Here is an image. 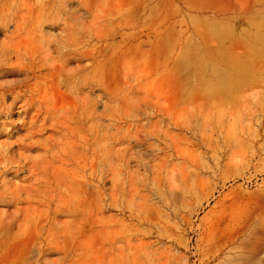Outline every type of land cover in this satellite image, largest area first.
I'll list each match as a JSON object with an SVG mask.
<instances>
[{
	"label": "rangeland",
	"instance_id": "1",
	"mask_svg": "<svg viewBox=\"0 0 264 264\" xmlns=\"http://www.w3.org/2000/svg\"><path fill=\"white\" fill-rule=\"evenodd\" d=\"M0 43L43 120L3 114L0 264H264V0H0Z\"/></svg>",
	"mask_w": 264,
	"mask_h": 264
},
{
	"label": "bare ground",
	"instance_id": "2",
	"mask_svg": "<svg viewBox=\"0 0 264 264\" xmlns=\"http://www.w3.org/2000/svg\"><path fill=\"white\" fill-rule=\"evenodd\" d=\"M42 10V9H41ZM44 10V8H43ZM50 11V10H49ZM42 14V13H41ZM47 15H48V12H47ZM21 18V17H20ZM15 20V19H14ZM21 20V19H20ZM17 22V21H16ZM17 26V25H16ZM73 37V36H72ZM40 38L41 39H46L47 41H51V38L49 37V33L45 34L43 32H41V35H40ZM26 39V38H25ZM85 39V38H84ZM34 42V40H33ZM37 42V41H36ZM46 42V41H45ZM61 42V41H60ZM65 43V42H64ZM31 44V43H30ZM39 44V43H38ZM42 45V44H40ZM31 47V46H30ZM35 47V46H34ZM38 48V47H37ZM50 47L49 46H45V51H50L49 49ZM20 49V48H19ZM29 52V51H28ZM88 53V50L86 51ZM7 54H9V51H4L3 50V46L2 44L0 43V59L1 61H3V58H6L7 57ZM34 54V53H32ZM53 54V52H52ZM56 54V53H54ZM44 55V54H43ZM51 55V53L49 54V56ZM68 55V54H66ZM64 55V53L62 54V61H63V66H62V70L64 71V74L65 72L66 73H72L71 71V65L73 63V58H70L68 56ZM87 55V54H86ZM84 55L83 56V60H80L81 63H84V66H85V69L88 68V58L87 56ZM48 57V56H47ZM20 59V58H19ZM18 59V60H19ZM42 59V58H41ZM47 60V59H46ZM56 60V59H55ZM51 61V60H50ZM49 60H47V62H50ZM53 61V60H52ZM76 61V60H75ZM84 61V62H82ZM79 62V63H80ZM50 65V64H48ZM53 65V64H52ZM56 65V64H54ZM200 65H202L200 63ZM40 67H42L40 64L39 65H35L34 68L35 70L36 69H39ZM203 67V66H202ZM201 67V68H202ZM48 71H47V74H50L52 73L53 71H56V68L53 67V66H50L47 68ZM203 69V68H202ZM35 70H32V72L29 70H26V69H23V68H18V69H5V68H2L0 67V74L3 72V71H6L8 73L12 72V74H14L16 77H18V79L14 80L13 82H8V86H3L2 87V90H3V93H1V101H0V128H2V131L6 130L9 128V126L11 125L10 123H6V122H3L2 119H3V114L4 113H7L8 112V117L7 119L11 118V114L13 112V107L19 103V102H22L21 103V107L25 110L26 112V115H27V118H30V121L27 122V127L29 126V131H27V135L26 137L27 138H30V139H33L34 136H39L41 134H43V130L40 129L38 130V126H40L41 122L43 123V120L40 119V110L38 109V107H41V106H38L37 105V101H35V98L34 96H32L30 99H24L23 100V95L21 94L22 93V90H27V89H31L32 86L31 85H28L27 84V79L34 74ZM61 70V71H62ZM20 77H23V79H20ZM67 78L68 80L70 81L68 84L69 86H71V75H67ZM76 80V79H75ZM81 86H82V96H83V99H84V103H85V118H84V124H83V128L87 129V125H88V122H89V119H88V98H89V78H87V76L85 78H83V80L81 81ZM76 83H73L72 84V87L75 86ZM77 85V84H76ZM40 86V85H38ZM39 88V87H37ZM16 90H19L18 92H16V95L14 96L15 98V104L13 106H11V108L7 110H5V108H3V102L5 101L6 98L9 97V93L10 94H15V91ZM41 98V97H40ZM83 103V104H84ZM83 107V106H82ZM47 112H50L51 115H52V118L53 120H55V117L56 115L58 114V112L62 113L64 115V118L63 119H60L59 120V123L61 124V127H60V132L63 133V137L66 139V134H64V132L66 133V128H64V126L66 125L67 123V116H69L68 112L66 110H61L59 111L58 109L54 108V107H50V109H47ZM52 126V125H51ZM87 133V132H86ZM51 135V134H50ZM67 141V140H66ZM85 146H84V149H85V152L86 154L89 152V147H88V141L85 140ZM58 142V141H57ZM50 149V148H49ZM60 157V156H59Z\"/></svg>",
	"mask_w": 264,
	"mask_h": 264
}]
</instances>
